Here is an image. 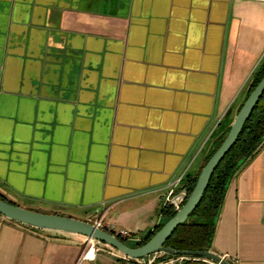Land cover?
I'll use <instances>...</instances> for the list:
<instances>
[{
    "label": "crops",
    "instance_id": "0c3cea01",
    "mask_svg": "<svg viewBox=\"0 0 264 264\" xmlns=\"http://www.w3.org/2000/svg\"><path fill=\"white\" fill-rule=\"evenodd\" d=\"M263 59L264 0H0V193L142 240ZM89 247L0 216V264H127L103 243L83 260ZM211 251L264 264V144Z\"/></svg>",
    "mask_w": 264,
    "mask_h": 264
},
{
    "label": "trees",
    "instance_id": "16d2710c",
    "mask_svg": "<svg viewBox=\"0 0 264 264\" xmlns=\"http://www.w3.org/2000/svg\"><path fill=\"white\" fill-rule=\"evenodd\" d=\"M264 78V59L258 65L253 73L252 79L245 89L244 99L237 102L235 107L230 110L221 121L211 135L209 143L210 148L205 161L201 167V170L197 175H186L184 179V187L187 189V197L184 204L188 200L189 196L193 192L198 177L201 174L203 167L207 164L210 158L215 154L219 147L227 137L231 125L242 108L244 102L249 97L251 92ZM264 144V94L256 105L250 118L246 122L241 134L235 145L230 152L222 160L216 171L214 172L212 179L206 189L204 196L192 214V216L182 224L174 234L167 240L165 247L171 248L176 251H199L208 252L212 250L213 239L216 231L217 220L224 203L225 195L228 186L233 177L241 170V168L262 148ZM0 199L15 204L8 200L4 195L0 193ZM183 204V205H184ZM17 205V204H15ZM31 210V209H30ZM35 211V210H34ZM40 212V211H38ZM52 214V213H49ZM58 214V213H53ZM162 214L167 217V222L173 218L177 211L173 210L170 206H166ZM61 215V214H58ZM2 216V215H0ZM65 216V215H62ZM165 223L159 224L151 233L138 242H134L133 245L127 244V238L119 236V239L126 245L136 248L145 245L163 226ZM163 257H175L168 254H164ZM184 264H205L204 258L201 257H189Z\"/></svg>",
    "mask_w": 264,
    "mask_h": 264
},
{
    "label": "water",
    "instance_id": "95a60500",
    "mask_svg": "<svg viewBox=\"0 0 264 264\" xmlns=\"http://www.w3.org/2000/svg\"><path fill=\"white\" fill-rule=\"evenodd\" d=\"M263 94L264 78L244 102L222 145L203 167L201 174L198 177L196 186L186 203L173 218L166 222L164 226L141 247H130L121 241L118 235H114L104 229H101L90 222L75 219L69 216L30 210L19 205L8 203L2 199H0V215L9 220L40 230L57 231L85 236L89 240L106 244L116 249L124 256L134 260L145 259L156 254H168L171 256L201 257L212 261L215 264H232L227 259L212 251H176L171 248H167L164 245L174 232L192 216L200 204L214 172L237 142L246 122L250 118Z\"/></svg>",
    "mask_w": 264,
    "mask_h": 264
},
{
    "label": "built area",
    "instance_id": "2783aa9c",
    "mask_svg": "<svg viewBox=\"0 0 264 264\" xmlns=\"http://www.w3.org/2000/svg\"><path fill=\"white\" fill-rule=\"evenodd\" d=\"M184 179H185V174L178 177L175 182L173 184H171V190L168 192L167 195V206H170L173 210H176L177 212L182 208L185 199L187 197V190L185 189V191L182 192V196L180 195H176L175 191H176V187L184 184ZM94 225H96L97 227L104 229L114 235H118L124 238L129 239L130 238V234L125 231V230H121V231H116L113 228H108L107 226H105L103 219H99L97 221H95L93 223ZM133 241H140V239H136L134 238ZM90 243V247L89 249L83 254L82 259L86 260V261H93L95 260L96 257V253H97V244H100V242L98 241H94V240H89ZM127 259V264H182L185 263L187 260H189V256H175V257H163V255L161 254H156V255H152L148 258L145 259H130L128 257H126ZM206 260V259H205ZM209 262V261H208ZM212 264H215L211 261Z\"/></svg>",
    "mask_w": 264,
    "mask_h": 264
},
{
    "label": "rangeland",
    "instance_id": "374dc122",
    "mask_svg": "<svg viewBox=\"0 0 264 264\" xmlns=\"http://www.w3.org/2000/svg\"><path fill=\"white\" fill-rule=\"evenodd\" d=\"M167 217L165 216L164 219H163V222L162 223H166L167 221ZM128 245H133V242L130 241V240H127L126 241ZM97 245H100L98 243H96ZM108 262H111L110 264H120V262L117 260V259H114L113 257L111 256H108ZM207 263V262H206ZM95 264V263H94Z\"/></svg>",
    "mask_w": 264,
    "mask_h": 264
}]
</instances>
